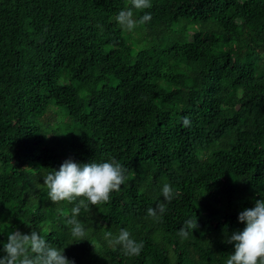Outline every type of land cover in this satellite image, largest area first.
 I'll use <instances>...</instances> for the list:
<instances>
[{
    "label": "trees",
    "instance_id": "16d2710c",
    "mask_svg": "<svg viewBox=\"0 0 264 264\" xmlns=\"http://www.w3.org/2000/svg\"><path fill=\"white\" fill-rule=\"evenodd\" d=\"M151 5L133 9L152 17L136 24L152 41L136 49L115 19L131 0H0V258L14 230L38 231L74 264H226L233 253L238 214L264 199V0ZM49 107L56 118L80 108L59 140ZM69 158L127 170L108 203L81 209L78 243L74 205L53 204L43 185ZM165 183L179 195L149 217ZM122 228L143 241L139 256L108 246Z\"/></svg>",
    "mask_w": 264,
    "mask_h": 264
},
{
    "label": "clouds",
    "instance_id": "9594fccd",
    "mask_svg": "<svg viewBox=\"0 0 264 264\" xmlns=\"http://www.w3.org/2000/svg\"><path fill=\"white\" fill-rule=\"evenodd\" d=\"M151 6V0H131V8L121 10L115 17L116 22L121 28L131 31L138 22L147 23L152 19L150 13H145L137 21L133 9L143 11ZM182 122L184 126L190 125L187 117ZM126 171L115 159L81 164L69 158L60 165L58 171L52 170L43 176V185L48 189L47 196L53 204L67 201L74 205L67 224L71 225V236L75 243L88 241V231L77 219L81 209L108 203L110 193L119 191L124 184ZM161 192L164 202L150 207L147 210L149 217L159 219L166 211V203L179 195L168 183L163 185ZM237 219L245 227L227 236L225 242L232 244L234 251L226 264H264V199L256 200L254 207L241 211ZM198 227L195 215V219L189 218L184 222L179 234L187 237ZM105 240L110 248L115 250L119 247L129 257L139 256L144 247L143 241H135L124 228L115 237L111 232L106 233ZM63 249L51 246L38 231L22 234L14 230L7 235V242L3 245L5 255L0 258V264H74L63 254Z\"/></svg>",
    "mask_w": 264,
    "mask_h": 264
},
{
    "label": "rangeland",
    "instance_id": "374dc122",
    "mask_svg": "<svg viewBox=\"0 0 264 264\" xmlns=\"http://www.w3.org/2000/svg\"><path fill=\"white\" fill-rule=\"evenodd\" d=\"M128 41L132 44V46L136 49H140V48H144L146 46L149 45L150 42H152L150 39L146 38V36L144 35V33L142 32L141 29H139V27L135 26L133 30L130 31V35L127 36ZM74 86H76L78 88V92L80 94H82V91L79 90V85L77 83H73ZM80 108L76 107V108H65L63 110L64 116L60 117V118H56V116H53V114L55 115V109L54 108H48L46 110V114L48 115V119H49V123L51 124L50 127L51 128H56L55 130V134L53 133L52 136H56V139H61L62 135L60 134V130L58 129H62L64 127V123L68 120V117L75 114ZM8 166H3L0 164V172L4 171L5 169H7ZM7 242V239L4 243ZM3 243V245H4ZM2 245V248H3Z\"/></svg>",
    "mask_w": 264,
    "mask_h": 264
}]
</instances>
